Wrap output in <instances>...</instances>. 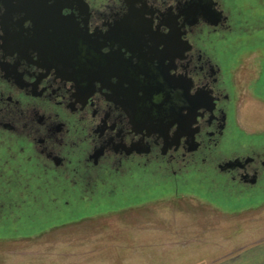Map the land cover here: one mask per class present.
Returning a JSON list of instances; mask_svg holds the SVG:
<instances>
[{"label":"flooded vegetation","instance_id":"obj_1","mask_svg":"<svg viewBox=\"0 0 264 264\" xmlns=\"http://www.w3.org/2000/svg\"><path fill=\"white\" fill-rule=\"evenodd\" d=\"M263 45L264 0H0V231L264 191Z\"/></svg>","mask_w":264,"mask_h":264},{"label":"rangeland","instance_id":"obj_2","mask_svg":"<svg viewBox=\"0 0 264 264\" xmlns=\"http://www.w3.org/2000/svg\"><path fill=\"white\" fill-rule=\"evenodd\" d=\"M261 48L263 51L264 45ZM256 65L257 61L255 68ZM234 79V96L240 97L241 92L246 95L238 105V126L247 134L264 136V104L252 99L255 93L249 88L253 77L241 80L236 75ZM202 189L185 191L196 194L193 199H175L153 190L150 194L157 195L149 197L146 206H136L139 203L135 202L127 210L109 207L95 216L70 217L64 227L30 239H20L30 235L24 230L17 231L18 234L2 230L0 237L16 233L17 239L0 242V264H76L79 257H91L106 244L126 243L129 238L122 230L132 225H149L162 233L165 231L162 240L167 244L194 246L192 250L179 252L181 263L187 259L184 263L205 264L208 259L217 262L251 252L257 254L256 260L264 258L263 189L255 195L235 199L218 197Z\"/></svg>","mask_w":264,"mask_h":264},{"label":"crops","instance_id":"obj_3","mask_svg":"<svg viewBox=\"0 0 264 264\" xmlns=\"http://www.w3.org/2000/svg\"><path fill=\"white\" fill-rule=\"evenodd\" d=\"M127 228V227H126ZM128 236L129 240L123 245L117 243L106 244L102 251L95 253L91 257L77 259L76 264H192L181 263L177 256L180 251L192 250L194 246L188 245L180 247L179 244H167L163 242L164 233L147 226H128L127 230H122ZM159 236H163L160 238ZM158 238V239H156ZM156 239V240H155ZM162 240V241H161ZM197 246L196 244H194ZM213 250V249H211ZM264 257V251L262 252ZM257 254L248 253L242 256L220 259L215 262L214 259L204 262L205 264H264V258L256 260ZM52 261V260H51ZM53 263V262H52ZM54 264H57L54 263ZM193 264H202L201 261Z\"/></svg>","mask_w":264,"mask_h":264},{"label":"trees","instance_id":"obj_4","mask_svg":"<svg viewBox=\"0 0 264 264\" xmlns=\"http://www.w3.org/2000/svg\"><path fill=\"white\" fill-rule=\"evenodd\" d=\"M198 186L205 187V185H200V184H198ZM156 187H157V186H154V185H153V187L151 186L150 191L155 190Z\"/></svg>","mask_w":264,"mask_h":264}]
</instances>
